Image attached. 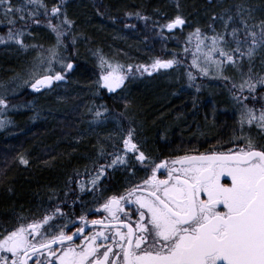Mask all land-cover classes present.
Here are the masks:
<instances>
[{"label": "trees", "instance_id": "1", "mask_svg": "<svg viewBox=\"0 0 264 264\" xmlns=\"http://www.w3.org/2000/svg\"><path fill=\"white\" fill-rule=\"evenodd\" d=\"M12 3L24 9L22 15L27 19L9 24L11 17L0 14V36L5 37L0 41V94L6 91L5 98L9 100L4 110L0 109V121L4 122L0 128V233L42 219L63 203L72 209L71 205L84 201L80 197L88 195L90 184L105 163L110 142L118 139L122 131L120 127L110 129L113 123L108 120L94 122L92 113L98 107L108 108L106 116L113 111L124 116L126 129H135V140L150 156L183 152L189 143H194L191 148L195 150L202 149L204 143L240 136V107L244 101L234 98V93L240 92L231 88L236 84L234 79L226 81L232 86L224 91L228 90L232 96L224 103L218 99L215 88L181 89L184 81L181 72L176 76L166 72L165 78L163 73L142 79L132 77L122 93H117L120 97L106 91L95 96L96 82L101 59L105 66L106 60L147 65L157 57L181 58L180 52L190 46L189 33L193 41L198 40L196 28L201 29L204 43L214 34L213 29L224 34L230 6L237 8L236 13L238 6L245 8L244 17H248L251 25L252 19H264V0H12ZM53 4L63 6L74 21L71 26L65 25L70 30L64 31L60 44L52 25H60L62 17L51 13ZM130 12L139 15L129 16ZM213 13L217 15L214 17ZM177 14L185 19L182 29L164 30L161 25ZM232 15L236 18L235 13ZM237 22L236 19L229 22V33L232 26L243 28ZM10 28L13 32L25 30L22 38L27 48L6 38ZM54 46L56 59H52ZM257 51L260 53L255 57L254 71L264 72V48ZM66 56L74 61V69L65 73L67 79L54 82L52 88L33 93L29 89L18 92L13 87L17 79L29 78L28 71L36 70L37 63L51 61L52 69L55 60ZM38 72L43 74L44 69ZM193 73L198 76L192 69ZM225 75L231 76V72ZM209 80L195 78L191 83L205 84ZM258 91L264 94V89ZM247 103L258 112L264 108L260 97L255 100L250 97ZM235 143L236 140H228L211 148L226 150ZM20 156L29 163L24 164Z\"/></svg>", "mask_w": 264, "mask_h": 264}, {"label": "snow or ice", "instance_id": "2", "mask_svg": "<svg viewBox=\"0 0 264 264\" xmlns=\"http://www.w3.org/2000/svg\"><path fill=\"white\" fill-rule=\"evenodd\" d=\"M0 9V14L11 17L7 21L9 24H14L18 19H27L22 15L24 9L13 4L12 0H0ZM238 11L243 13L244 9L238 8ZM51 13L62 17L60 25H52L57 44H60L63 42L61 38L64 31L70 30L65 25L71 26L74 21L68 17L63 6L53 4ZM128 15H139V12H130ZM216 15L213 13L214 17ZM232 20L230 15L224 22V34L216 33L213 29L214 34L209 38L212 47L208 49V56L215 61L218 70L227 62L243 72L245 57L251 64L256 49L264 48V19L258 22L259 30L256 31L253 30L256 25H249L247 19L240 15L243 35L239 27H231L230 36L236 47L226 50L229 22ZM184 23V17L177 14L161 27L174 29ZM24 31L20 29L13 32L10 28L6 38L16 40L27 48L22 38ZM194 31L197 39L203 43L201 29L196 28ZM191 37L192 33H189V39ZM4 39V36H0V41ZM245 47L246 52L242 50ZM215 50H218L219 56H213ZM56 58L54 46L52 59ZM48 63L51 68V61ZM100 63L101 72L97 84L102 83L109 91L124 84L127 73L120 71V65L113 67L109 63L104 67L103 59ZM174 63H178L175 58L157 57L151 68H169ZM193 63L197 64L195 57ZM60 64L63 66L62 71L52 69L54 74L37 73L35 77L30 76V87L47 90L46 86L67 79L65 73L73 69L74 61L66 56L60 59ZM127 67L131 69L133 66L129 64ZM144 67L148 70V65ZM203 71L207 72L208 69L204 68ZM189 78L191 81V73ZM235 87L240 92L234 93V98L238 102L244 101L240 113L241 124L256 123L264 130V108L257 114V110L247 103L250 97L253 100L257 97L264 100V94L258 91V88L264 89V74L256 76L249 67L248 75ZM245 89L248 90V96L242 95ZM6 95V91L0 94V105L9 104ZM128 103L126 100L125 105ZM108 111L106 106L98 107L93 119H107L104 114ZM2 127L4 122L0 121ZM134 132V128L127 130L123 148L138 152L139 161L151 167L152 175L141 180L142 187L132 185L123 194H113L99 205L109 213L107 221L102 217L90 221L86 215L77 217V220L92 225L111 226L108 230L113 232L114 228L112 235H106L104 229L100 228L88 232L83 236L81 244L77 245L74 237L80 238L79 234L85 231L83 226L74 232H66L64 225L57 226L54 222L48 225L51 216L45 215L42 219L0 233V264H264V134L260 140L245 136L242 145H233L235 150L185 154L172 160L165 158L157 163L145 151L139 150ZM126 157L127 153L124 157L117 155L107 166L112 167L118 163L127 165ZM19 159L24 164L29 163L24 156ZM161 168L167 169V175H157ZM98 172L103 174L105 166H101ZM98 178H94L93 182ZM133 196L135 208H126L125 204ZM121 211L123 215L118 214ZM58 214L63 215L62 208L54 210L53 215ZM42 225L49 229L58 227V231L48 235L41 231ZM101 237L111 241V246L105 247L99 243ZM57 241L59 245L54 247Z\"/></svg>", "mask_w": 264, "mask_h": 264}, {"label": "flooded vegetation", "instance_id": "3", "mask_svg": "<svg viewBox=\"0 0 264 264\" xmlns=\"http://www.w3.org/2000/svg\"><path fill=\"white\" fill-rule=\"evenodd\" d=\"M237 20V19H236ZM262 20V19H252L250 20L253 24L256 25L255 29L258 31V22ZM238 21V20H237ZM238 24L240 23L239 21L237 22ZM251 24V25H253ZM240 27V25H239ZM241 30H243V28H241ZM242 34V33H241ZM243 51L246 52V47L242 49ZM260 53L257 51H255V54L251 60V64H249L248 58L245 57V62L242 63V67H243V72L240 73L241 71L238 69L239 67H237V72H233L232 76L233 78H235L236 80V84H239L242 79L248 75V68L251 67L252 68V72L257 76V73L260 74H264V72H255L254 71V66L256 65V60L255 57L257 56V54ZM185 64H187V62H185ZM183 65V62H180V66ZM143 73V72H142ZM240 73V74H239ZM145 74V73H144ZM148 77H152L153 75H147ZM208 85V84H207ZM207 85H204V87ZM219 86V88H223L225 87L226 84H217ZM230 85V84H228ZM193 84L191 83H184L181 84V88L187 89V90H191L193 88ZM212 85H208V87H211ZM255 135H258V133H256ZM260 136V135H258ZM257 137V136H256ZM117 142H119L117 139L114 141H112V144L114 145V147H116ZM111 143V142H110ZM139 150H142L140 148L139 143L136 141ZM119 145H121L119 143ZM239 146V145H238ZM120 148V156L124 157V154L127 153V165L123 164V163H118L117 165H114L112 167H108L107 165L110 164L111 161V157L110 154L112 153V148H109L106 154V159H105V163L101 164V166H105V172L103 174H99V178L95 180V183L92 182V184H90V189H89V193L86 197H80L81 200H84L83 202L80 203H76L71 205L73 208L70 209V205L68 203H63L61 205H58L59 208L63 209V215H53V212H50L49 216H51V219L49 221H47L48 225L53 224V222L55 223V225L57 226H61L64 225L65 226V231L66 232H74L76 230V228H79L81 226H83L85 228L84 233H80L79 234V239H75V242L77 245L81 244V240L83 239V236L86 235L88 232H95L100 228H103L105 231L106 235H112L114 233V228H113V232H109V227L111 226H105V225H92L91 223H88L86 221H79L77 220V217L81 216V215H86L88 221L92 220V219H96V218H103L105 221H107L108 215L109 213L106 212L105 209L100 208L99 205L105 202V199L107 197H110L113 194H123L125 192V190L129 189L130 184L132 185H140L141 180L146 179L147 177L152 175L151 172V167L139 162L138 160V152H128L126 151V149L119 147ZM205 150V151H204ZM229 150V149H227ZM225 150V151H227ZM208 151H220V150H207L206 148H202V149H197L195 150L194 148L188 147L187 149H184L183 152H179V153H171L168 152V154H165L163 156H153V155H147L149 157H151L152 159H154L157 163H159L160 160H163L165 158H168L169 160L175 159L177 156H182L185 154H199L201 152H208ZM168 155V156H167ZM93 167L95 168V162L93 163ZM99 173V172H98ZM158 176H164L167 175V169L166 168H161L160 170H158L157 172ZM142 187V185H140ZM75 197H68V199H73ZM126 208H131L134 209L135 208V197L133 196L131 200H128V202L125 204ZM120 215H123V212L121 211L120 213H118ZM69 221H71V223H69ZM131 222V221H130ZM41 231L44 233H47L48 235H54L56 234V232L58 231V227L57 228H52L49 229L46 226L42 225L41 226ZM33 235H36L35 233H33ZM98 242L103 244L105 247L111 246V241L108 240H104L103 237L98 239ZM66 243V242H65ZM59 245V241H57L56 245H54V247ZM116 249H114L115 251ZM31 255V254H29ZM44 255L46 256L47 253H44Z\"/></svg>", "mask_w": 264, "mask_h": 264}, {"label": "rangeland", "instance_id": "4", "mask_svg": "<svg viewBox=\"0 0 264 264\" xmlns=\"http://www.w3.org/2000/svg\"><path fill=\"white\" fill-rule=\"evenodd\" d=\"M221 8H223V7L221 6ZM238 8H241V7L238 6ZM236 9L237 8L235 6H230V8L228 10L229 13H230V15L233 17V21H230L231 23L234 22L235 19H237L239 22H241L240 21V15H243L244 16V14H245L244 13V11L246 10L245 8H243L244 9L243 13H240V12L236 13V11H235ZM231 13L232 14L235 13L236 18H234V16ZM244 18L246 19L248 17H244ZM248 20L249 19H247V21ZM232 27H236V26H232ZM163 29L164 30H167L168 28L164 27ZM258 29H259V26H258ZM229 36H230V33H229ZM229 39L230 40H228V44L225 46L226 47V50L229 49V48L236 47L235 41H233L231 39V36L229 37ZM206 40H208V41H206V43H204V42L201 43L200 40H197L196 41L195 38H194V41H193L192 38H191L190 41H189L190 42V46L188 48H186V49L183 50L182 57L181 58H177V57L175 58L178 61V63H174L172 66H170L169 68H167V70H171L173 68L179 67L180 66V61H184V62H187L188 63V60L190 59V62H191L193 60V58L195 57L196 60H197V64H199V67L197 66V64H195V66H194L192 64V62H191V65H189V67L187 68V70H189V69L192 68V69H194V70H196L198 72V76L202 77L203 79H210L209 82H215V81H220V80L224 79L222 77V74H223L222 71L231 70L232 68L237 69V66H233L232 64L226 62L225 65L223 66V68L220 69V70H218L215 61L208 56V49L211 48L212 45H211L210 39L208 37L206 38ZM197 45H199V50H197ZM213 56H219L218 50H215L213 52ZM169 59H171V58H169ZM220 59L224 60L225 58L224 57H220ZM244 62H245V59H244L243 63ZM55 63H56V66L54 68H52V69H54L55 71H60L62 69V67H63L60 64V60H55ZM109 63H111V65L113 67H115L116 65H120V71H122L124 73H127L125 82H124V84L121 85V88L122 87L123 88L121 89V91L119 93H122L125 85H127V83L130 80V78L135 77V79H137V78L138 79H142L144 76H146V73L145 74L141 73V69L142 68L145 69V67H144L145 65L144 64L132 65L133 67L131 69H129L127 67L128 64H125L123 62H116V61H113V60H111V61L106 60L104 67H107ZM152 63H153V61L150 62L149 64H147L148 65L147 72L148 71L151 72V73L152 72H154V73L161 72L159 68H156V69L153 70L151 68ZM52 66H53V63L51 62V67ZM13 67H17L16 64H14ZM36 67L37 68H43L44 69V73L43 74H54V72L52 71V69L49 68L48 61H41V62H39V63L36 64ZM204 68H207L208 71L207 72H204L203 71ZM164 72L166 73V72H170V71H164ZM37 73H39V72L37 70H34V69L28 71L29 76H33V77H35ZM165 73L162 74L164 78H165V75H166ZM240 73H242V72H240ZM193 76H196V75L193 74ZM98 79H100V75L98 76L97 80ZM17 81H19V82L17 83ZM17 81H15L14 82V85H13V87H17L15 89L16 91L20 92L22 89L23 90L30 89V83H31V81H29V78H26V79H17ZM24 81H29V83H24ZM170 82H174V81L172 79H170ZM18 84H21V85H18ZM212 84L213 85L210 87V89H206V90L207 91L208 90H211L212 87L215 88L216 89V94L218 96V99H220L223 103L225 101L227 102V100L225 99V95H227L228 92L226 91L224 93V89H220L218 85H215L216 83L215 84L212 83ZM96 86H97L96 87L97 88V92H96L95 96H100V92H101V89H102V83L101 84H97V82H96ZM203 87H204V85H203ZM207 87H208V85H207ZM224 88H226V87H224ZM231 88L234 89L236 87H231ZM181 89L187 90V89H184V88H181ZM237 90H240V89L238 88ZM247 93H248V90L245 89L243 91L242 95L243 96H247V95H245ZM212 96H214L213 93H212ZM116 97H120L119 94H117ZM4 107H5V105H0V109L4 110ZM91 112H93V110ZM92 114L95 115V111ZM106 114L107 113H105L104 115H106ZM257 114H259L258 110H257ZM125 119L126 118H124V116L123 117L122 116H118V114L115 113V111H113V114L110 115V116H107V119H105V120H108V122H112L113 123L112 124V127L110 129H113V127L114 128L120 127L119 130H122V131H119L120 137L118 136L119 138L117 140L119 142H117V144H116L117 146L114 147V145L112 144V142L110 143L112 145L109 144V147L108 148H112V153L110 154L111 160L112 159H115V157L117 155L120 156V148L119 147H122L123 148V146H122L123 145V139H124V137L127 136L126 124L124 123V121H126ZM101 121L102 120H94V122H96L97 124H99ZM243 124H247L249 127L247 126V127H245L243 129L239 125L240 126L241 134H240V136L238 135V138L237 137H234V136L237 135V134H235L233 136V138L227 139L225 141L223 140L224 142H219V141L212 142L211 141L209 143H204V148H206L207 150H209V148H211V147H217L218 145L221 146L223 143L227 142L228 140H236V141H238L237 145L240 146V145H242L244 143V137L245 136H248V135L252 136L254 139L260 140L261 135L264 134V130L260 129L258 127V125L256 123H254V125H256V127L259 130L258 133H259L260 136H258V135H255L256 133H255V131L253 129L251 130V132H249V129H251V125H249L246 122L243 123ZM196 133H199V132L197 131ZM114 141H115V139H114ZM119 143L121 145H119ZM194 146H195L194 143H189L188 144V147H194ZM185 147H187V146H185ZM131 186H132V184H130L129 188Z\"/></svg>", "mask_w": 264, "mask_h": 264}, {"label": "water", "instance_id": "5", "mask_svg": "<svg viewBox=\"0 0 264 264\" xmlns=\"http://www.w3.org/2000/svg\"><path fill=\"white\" fill-rule=\"evenodd\" d=\"M160 68H162V67H160ZM47 87H48V86H46V88H47ZM103 88L106 89L107 91H109L108 88H107L105 85H103ZM119 89H120V87H119V88H115V89H113L112 91H109V92H110V93H116V92L119 91ZM32 90H37V89H33V88H32Z\"/></svg>", "mask_w": 264, "mask_h": 264}]
</instances>
